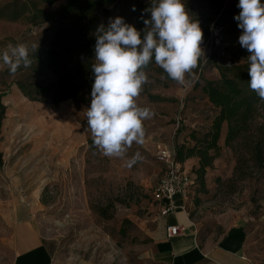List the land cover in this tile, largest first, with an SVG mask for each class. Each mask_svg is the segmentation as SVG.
<instances>
[{
  "label": "rangeland",
  "instance_id": "374dc122",
  "mask_svg": "<svg viewBox=\"0 0 264 264\" xmlns=\"http://www.w3.org/2000/svg\"><path fill=\"white\" fill-rule=\"evenodd\" d=\"M67 0H59L50 11ZM146 4L151 0H139ZM229 17L220 25L216 9ZM11 0H0V6ZM264 3V0H261ZM193 19L213 20L210 36L202 42L200 69L179 84L158 65L146 72L149 82L137 98L154 115L144 121L142 145L133 143L124 157H106L94 146L86 112L91 99L84 90L76 101L51 105L27 100L16 86L19 75L0 63V238L7 232L14 210L18 219L29 216L54 258L62 264L90 260L97 264H148L150 232L158 216L153 191L162 175L155 161L158 147L174 150L193 146L190 135L203 137L216 111L194 82L216 81L213 65L238 64L250 55L238 38L234 19L239 0H183ZM125 11H115V18ZM216 25H219L216 28ZM222 27V30H220ZM52 23L37 25L0 19V52L9 43L49 47ZM203 83L201 82V85ZM89 100L86 102L85 100ZM162 99V100H159ZM225 126L206 170L204 189L194 181L186 212L201 245L215 243L225 231L241 224L244 252L251 264H264V182L257 175L243 181L234 177L235 154L224 146ZM140 159L129 166L137 153ZM193 174L197 161L185 162ZM244 173H249L243 168ZM27 213V214H26ZM102 213V215H100Z\"/></svg>",
  "mask_w": 264,
  "mask_h": 264
},
{
  "label": "trees",
  "instance_id": "16d2710c",
  "mask_svg": "<svg viewBox=\"0 0 264 264\" xmlns=\"http://www.w3.org/2000/svg\"><path fill=\"white\" fill-rule=\"evenodd\" d=\"M58 1L11 0L0 6V19L8 22L25 21L30 25L52 23L54 26L50 46L38 47L31 52V66L20 67L14 74L20 76L16 82L18 90L30 102L59 105L76 101L84 90L88 91L91 99L94 83L91 66L95 63L97 28L101 24L107 27L115 11H125L119 16L143 34L144 30L147 31L143 21L150 19V12L145 10L153 3V0L146 4L139 0H67L58 9L48 10ZM216 11L220 14L218 24L222 25L229 12L222 11L220 1ZM193 20L199 21L203 41H206L213 20L205 14L195 16ZM155 65L153 57L145 72L151 71ZM200 66L201 60L195 70L198 71ZM213 67L218 71L219 79L203 80L199 74L193 89L201 91L216 115L210 130L203 137L190 135L193 146L176 147V161L204 189V176L212 166L213 153L219 149L218 141L225 126L224 146L236 156L234 177L243 181L255 174L264 182V100L248 86V60L228 66L222 62ZM3 113L4 107L0 104V122ZM191 159L197 161L193 174L185 167V162ZM243 168H247L249 173L245 174Z\"/></svg>",
  "mask_w": 264,
  "mask_h": 264
},
{
  "label": "clouds",
  "instance_id": "9594fccd",
  "mask_svg": "<svg viewBox=\"0 0 264 264\" xmlns=\"http://www.w3.org/2000/svg\"><path fill=\"white\" fill-rule=\"evenodd\" d=\"M237 7L241 11L234 19L242 30L238 42L250 53L248 86L264 100V3L239 0ZM145 11L150 12V19L143 21L147 29L143 34L120 16L109 18L107 27L101 24L96 30L95 63L91 66L94 83L86 119L94 146L106 157L122 158L133 143H144V121L154 113L139 106L137 98L149 82L144 69L153 57L167 77L179 84L204 57L202 28L183 0H153ZM38 47L9 43L0 52V63L15 74L20 67L31 66V52ZM140 158L137 152L129 166Z\"/></svg>",
  "mask_w": 264,
  "mask_h": 264
},
{
  "label": "crops",
  "instance_id": "0c3cea01",
  "mask_svg": "<svg viewBox=\"0 0 264 264\" xmlns=\"http://www.w3.org/2000/svg\"><path fill=\"white\" fill-rule=\"evenodd\" d=\"M174 212L159 214L150 232L148 264H251L246 258V235L241 224L228 228L215 243L201 245L192 230L186 212L187 198H173ZM14 210L8 218L7 232L0 238V264H62L51 253L36 226L29 218L18 219ZM27 214V213H26ZM167 227H184L183 235L168 238ZM76 264H97L82 260Z\"/></svg>",
  "mask_w": 264,
  "mask_h": 264
},
{
  "label": "built area",
  "instance_id": "2783aa9c",
  "mask_svg": "<svg viewBox=\"0 0 264 264\" xmlns=\"http://www.w3.org/2000/svg\"><path fill=\"white\" fill-rule=\"evenodd\" d=\"M155 161L162 168V175L153 191V200L159 206V214L166 216L174 212L173 198L181 196L186 199L194 185V178L176 161L175 151L167 147H158ZM167 237L183 235L184 227H167Z\"/></svg>",
  "mask_w": 264,
  "mask_h": 264
}]
</instances>
